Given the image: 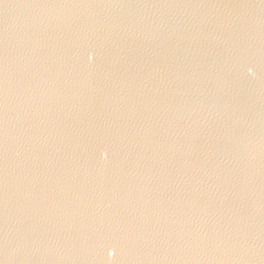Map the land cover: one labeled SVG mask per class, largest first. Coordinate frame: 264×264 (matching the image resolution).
<instances>
[{"label":"water","instance_id":"water-1","mask_svg":"<svg viewBox=\"0 0 264 264\" xmlns=\"http://www.w3.org/2000/svg\"><path fill=\"white\" fill-rule=\"evenodd\" d=\"M0 264H264V0H0Z\"/></svg>","mask_w":264,"mask_h":264}]
</instances>
